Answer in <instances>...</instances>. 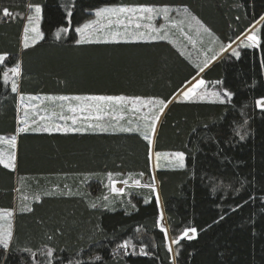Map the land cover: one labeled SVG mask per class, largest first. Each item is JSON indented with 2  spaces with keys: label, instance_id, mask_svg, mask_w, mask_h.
Listing matches in <instances>:
<instances>
[{
  "label": "trees",
  "instance_id": "trees-1",
  "mask_svg": "<svg viewBox=\"0 0 264 264\" xmlns=\"http://www.w3.org/2000/svg\"><path fill=\"white\" fill-rule=\"evenodd\" d=\"M28 3L41 7L42 39L20 49ZM136 5L186 7L224 45L264 16V0H0V54H6L0 66V136L15 135L16 96L2 75L16 64L23 94L169 104L197 72L170 43H76L74 29L92 11ZM5 7L12 16H3ZM63 27L69 28L66 36L60 35ZM256 32L257 46L238 47L239 58L229 53L201 74L206 83L220 82L233 93L230 101H175L160 122L154 152L185 154L184 168L156 171L162 217L171 241L185 228L197 229L189 232L192 239L173 244L174 257L156 226V193L131 189L105 206L98 190L109 173L151 178L146 140L135 133H19L15 169L0 165V210L16 207V190L32 210L16 207L11 251L0 247V264H32L23 249L39 256L45 246L54 255L42 256L44 264H264V110L256 106L264 99V21ZM235 129L246 133L243 140ZM127 238L136 247L117 248Z\"/></svg>",
  "mask_w": 264,
  "mask_h": 264
},
{
  "label": "rangeland",
  "instance_id": "rangeland-1",
  "mask_svg": "<svg viewBox=\"0 0 264 264\" xmlns=\"http://www.w3.org/2000/svg\"><path fill=\"white\" fill-rule=\"evenodd\" d=\"M106 7V6H105ZM156 7H163V6H156ZM170 8H172L174 11L169 13V16L172 17H176L177 19H179L180 17H177V14L175 12L176 9H183L184 7H175V6H168ZM28 10V9H27ZM95 10L92 11L90 13L91 17L89 20H93V19H97L95 17ZM190 13V12H189ZM34 9L31 12H27V14H25L24 18H23V27L22 29L24 30L25 27H28V38H29V47L31 45H33L34 43H32L33 37L36 36V34L34 32L31 31L32 28V24H29L27 21V16L28 15H34ZM109 19L112 21L111 23H109ZM109 19H101L100 20V25H103V27H101L100 25H94L95 28L98 29V31H96L95 33H93V35L90 37L91 42L88 43H79V44H117V43H133V42H153V41H165L170 43L171 45H173L175 47V49H177L179 51V53H183V57L190 62L194 68L197 69L196 65L200 64L205 57H211V55H213L216 51L219 50L220 45L222 44V42L213 34L211 33V36H208L207 34H204L202 38H197L195 35V32L193 30H190L187 25L184 26V33L187 35H191L193 37V39H196L197 43L195 45V47L192 45V43H190L188 41V39H186L185 35H182L180 31H178L175 28H170L169 29V38L165 39V40H161V39H151V36L156 35V33L152 32L151 28L149 27V24L153 25L154 27H158L159 24L164 23L162 17H155V19L153 21H148L147 19H139L137 17H134L133 20L131 22H129L127 20V18L125 17H121V20L123 21V23L117 24L115 23L116 18L115 17H111ZM88 20V21H89ZM40 22H41V17L40 20L38 22V28L40 31ZM87 22V21H86ZM262 21L258 22L257 24H255L251 29H249L243 36H241V39H244V37H246V35L251 34L252 31H256L257 27L260 25ZM140 23L141 27L139 29L136 28V24ZM21 31V36H20V49H24L23 47V39H24V31ZM143 32L144 38H139L138 33ZM41 33V31H40ZM113 33H119L120 35L116 36L115 38H113ZM76 36H78V39H80V36L78 33H76ZM42 39V34L41 37L39 38V40ZM38 41V38H36V42ZM35 42V43H36ZM240 43V41H236V43L232 44V48L237 49L238 48V44ZM78 44V43H77ZM255 47V46H254ZM27 49V48H26ZM231 53L230 51L225 53L223 56L218 57L217 60L213 61L210 65L212 66L214 63H216L217 61H219L221 58H223L225 55ZM3 63H0V66ZM208 67V68H209ZM207 68V69H208ZM205 69V71L207 70ZM198 70V69H197ZM8 71V70H6ZM204 71V72H205ZM203 74V73H201ZM201 74L199 77H197V79L201 78ZM2 78L3 75H2ZM19 78V75L13 76L11 74V72H9V79L15 80V82L17 83ZM188 85V84H187ZM186 85V86H187ZM184 86V87H186ZM184 87L182 88L183 90L179 91V93L177 95H175L171 102H169V104L175 102V101H183V102H210V100H204L201 101L198 98H194L192 100H185L182 97V92L185 91ZM221 86L218 83H205L204 88L201 89V91L207 90V91H213V90H221ZM143 100H148V99H143ZM157 100V99H154ZM42 102V101H41ZM69 104H66V102L64 101H60V102H56L53 104H60L62 108L61 110V115L65 114L67 115L69 113V116L67 118H56L53 119L52 117L48 118L46 116H44L43 114L38 117L39 113L42 111L41 107L43 106V104H32V103H27L21 104V114L19 115L18 112V121L16 122V127L17 130L20 128H27L28 131H35L33 129L36 128H40L41 124L44 123V126H48L51 129L55 130L56 126H60L61 128H68L70 129L69 131H71V129L73 128H79L81 129L80 131H76V134H94L97 132H104L105 129L108 128V130H112L110 131V133L108 134H120V133H144V132H148L152 143H153V138L156 136L157 131L155 130V133H152L150 131V129H146L144 127L145 124L150 123V119H145V117H151L152 115H155L156 113L159 112V106H153V105H148V106H144V105H136L133 106L131 104V102L124 104V103H115V102H94V101H77V100H72L70 99V101H68ZM44 103V102H43ZM97 103H99V107L100 110H97V107L95 105H97ZM210 103H214V102H210ZM218 103V102H216ZM66 104V105H65ZM169 104H167V106L164 108V111L162 113H159V120L156 123V129L157 127L159 128L160 122L163 118V115L167 109V107L169 106ZM45 105V103H44ZM89 105H92V107H89ZM19 108V105H18ZM75 108L76 111H71L70 109ZM97 117H99V119H97ZM51 120H55L53 121L54 124L53 125H48L49 121ZM59 120L61 121V124H59ZM96 125H101V127H95ZM123 128H131V131H121V129ZM39 131H35V133H38ZM18 133V132H17ZM20 134H25L27 133V131L24 132H20ZM59 134H63V135H68V131H61L58 132ZM71 134H74L73 132ZM147 140V139H145ZM7 140H2L0 139V155L3 156L4 160L7 162V158L10 155L11 152H14L11 149V145L6 143ZM148 142V140H147ZM151 143V148H153L154 146ZM150 148V149H151ZM152 150V149H151ZM155 154L157 152H154ZM161 153L160 159L157 160L156 159V155H152L149 152V162H150V170H151V178H146L143 177L141 175H129V174H121V175H116L113 174L112 175V179L116 181L115 187L117 189L119 188H124L125 191L123 193H113L111 192V188H110V181L108 178V174L104 175V179L103 182L101 183V185H98V190L101 191L100 194H102V201L105 204H109L110 202H112L111 200L114 199V202H118L123 200L125 197L129 196V190L131 189H146L151 191V188L145 187L144 185H148V184H153L155 187V193L158 196V183L156 180V171L159 169H167V170H174V169H181L178 166L177 161L175 160V158L173 157V153H166V152H159ZM185 163V161H184ZM140 181V184L137 185L135 184V181ZM123 181H128L127 184L123 183ZM89 182V181H88ZM92 184H95V179H92ZM18 185H21V183H19ZM20 188V187H19ZM96 188V187H95ZM16 202L14 203L17 208H21L23 206L24 203H21L23 200V196L21 195V192L18 190L16 191ZM107 196L108 200L105 201L103 199V197ZM159 197V196H158ZM123 198V199H122ZM160 200V199H159ZM19 202V204H18ZM21 203V204H20ZM159 206H160V212L163 215V211H162V207L160 205L159 202ZM28 207L27 203L26 205H24L22 208ZM1 211V210H0ZM12 212V216L10 218L11 223H13L14 221V217L16 215V213L19 211L14 208V211L12 210H8ZM19 213V212H18ZM165 218V217H164ZM163 217H162V221H161V226L167 229L168 232V249H171L170 253L171 256L174 257V245L171 241L170 235H169V229L166 223V219L165 222L163 221ZM5 220H0V224H4ZM12 228H13V224H12ZM189 236H193L192 234H189ZM42 257V255L38 256V259L40 260V258Z\"/></svg>",
  "mask_w": 264,
  "mask_h": 264
},
{
  "label": "snow or ice",
  "instance_id": "snow-or-ice-1",
  "mask_svg": "<svg viewBox=\"0 0 264 264\" xmlns=\"http://www.w3.org/2000/svg\"><path fill=\"white\" fill-rule=\"evenodd\" d=\"M27 9L29 12L33 11L34 9V15H28L27 16V21L29 24H32V28L31 31L34 32L36 34L35 37H33L32 43L36 42V38H40L41 37V33L39 31L38 28V22L40 20V14H41V7L39 5H33L31 3L27 4ZM3 16L4 17H10L12 16V12L9 10V8L5 7L3 8ZM174 10L168 6H163V7H156V6H146V5H136V6H106V7H100L98 9L95 10V17L97 19H93V20H89L87 22H84L78 26L75 27V32L79 34L80 39L76 41V43H88L91 42L90 37L93 35V33H95L96 31H98L97 28L94 27V25H100V20L101 19H109L111 17H115V23L120 24L123 23V21L121 20V17H125L127 18V20L129 22H131L133 20L134 17H137L139 19H147L148 21H153L155 19V17H162L164 23L159 24L158 27H154L153 25L149 24V27L151 28L152 32L156 33V35L151 36V39H161V40H165L169 38V29L170 28H175L178 31L181 32L182 35L186 36V39H188V41L190 43H192V45L195 47L197 41L196 39H193V37L191 35H187L184 33L183 29L184 26L187 25V27L190 30H193L195 32V35L197 38H202L204 34H207L208 36H211V32L209 31V29L207 27H205L201 21L199 19H197L194 15H191L189 13V10L185 7L182 10L181 9H176L175 12L177 14V17H180L179 19H177L176 17H172L169 16L170 12H173ZM72 16L71 12L67 13V17H68V24L70 26L71 21H70V17ZM261 21H264V16H262ZM112 21L109 19V23H111ZM101 27H103V25H100ZM141 27L140 23L136 24V28L139 29ZM28 27L24 28V39H23V47L26 49L29 47V38H28ZM69 30L68 27H63L62 31L67 32ZM120 35L119 33H113V38H115L116 36ZM144 33L140 32L138 33L139 38H144ZM244 34H242L243 36ZM57 36H59V32H57ZM236 41H240V43L237 45L238 47H254L257 46L260 43V37L257 35L256 31H252L251 34L246 35V37H244V39H241L240 36L236 37ZM236 41H232V43H236ZM232 43H229L228 45H224L221 44L219 47V50L216 51L213 55H211V57H205V59L200 63L197 64V72H196V76L192 77V81H194V83L192 81H188L186 82V84L190 85L187 86L186 90L182 92V97L185 100H192L194 98H198L201 101L204 100H210V102H218L220 104H224L226 103V101H230L232 96L234 95L233 93H231L230 91L226 90V89H221V90H213V91H201V89L204 88L205 85V80L203 78H199L197 79V77L200 76L201 73H204L205 69H207L209 67V65L217 60L218 57L223 56L225 53L227 52H231L232 56H235L237 58H239L240 53L232 48ZM183 55V53H181ZM5 58H6V54H0V63H4L5 62ZM9 72H11V74L13 76L19 75L20 72V65L16 64L14 67H11L8 71H5L3 73V77H4V83L7 84L9 81ZM220 83V82H217ZM11 90L13 92L17 91V85L15 80H12L11 82ZM21 99H23V97H21ZM30 99H36L35 97H31ZM49 99H58V100H68V99H72V100H77V101H94V102H115V103H124L127 104L129 102H131V104L133 106L136 105H144V106H148V105H153V106H159V112L156 113L155 115H152L150 118L149 117H145V119H150V123H147L144 125V127L146 129H150V131L152 133H155L156 130V123L159 120V113H162L164 111V108L167 106L164 100H154V99H148V100H143L140 97H135V98H128V97H124V96H86V97H81V96H74V97H65V96H61V97H49ZM171 102V101H169ZM97 107V110H100L99 107V103H97V105H95ZM256 106L261 108V110H264V99L261 100H257L256 101ZM89 107H92V105H89ZM71 111H76L75 108L70 109ZM63 118V117H62ZM97 119H99V117H97ZM95 127H101V125H96ZM27 128H20L18 131L20 132H24L27 131ZM35 131H51L52 129L48 126H45L43 129L40 128H36L33 129ZM56 131H69L70 129L68 128H61L60 126H56L55 128ZM81 129L79 128H73L71 129V131H80ZM106 130V129H105ZM131 128H123L121 129V131H131ZM236 135H239L240 139L243 140L245 138V134L244 132H241L239 129H235L234 130ZM144 135V138L148 140L149 145H151L152 140L148 134V132H144L142 133ZM0 139H3V137H0ZM15 142H16V137L12 136L10 139H8L6 141V143L15 146ZM151 151V149H150ZM156 159L159 160L161 153L157 152L156 154ZM173 157L175 158V160L178 163V166L180 168H184L185 167V154L183 152H175L172 154ZM15 160V154H11L8 156L7 158V162L4 160L3 156L0 155V164H3V166L5 168H14V163L13 161ZM112 173L108 174V178L110 181V188H111V192L113 193H123L125 191L124 188H119L117 189L115 187L116 181L112 179ZM123 183L127 184L128 181H123ZM135 184L139 185L140 181H135ZM145 187L151 188L153 193H155V187L153 184H148V185H144ZM67 187V186H65ZM215 191V189H213ZM64 195H71L72 193H62ZM39 199V197H37V200ZM103 199L105 201L108 200V197L105 196L103 197ZM251 199V197H250ZM157 205L159 206V197L157 196V200H156ZM245 203H248V201H245ZM92 208L97 207L96 203H91L89 205ZM105 206H107V204H105ZM237 207H242V205H237ZM32 209L30 208H23L22 211H31ZM233 211H235V209H233ZM12 216V212L8 211V210H2L0 211V220H5L4 224H0V247H2L3 250L5 251H11L10 248V242L13 240V228H12V223H11V218ZM221 219H223V217H221ZM161 221H162V214L160 217H158L157 221H156V226L160 228V231L162 233H164V237L165 239H168V232L167 229L161 226ZM197 231L196 228L192 227V228H185L182 233L180 234L179 238L173 237L172 238V243L176 244L179 242V239H184V238H188V239H192L193 236H189V232L195 234ZM49 239H51V237H49ZM136 245L133 244V239L132 238H127L124 239L122 243H120L119 245H117V248L119 249H129V248H135ZM24 252L29 253L32 256H35V253L31 252V249L25 248L23 249ZM116 249H113V252L115 253ZM169 251H171V249H169ZM125 255H127L128 253L125 252ZM140 254H145V249L143 247L140 248ZM40 255L46 257V258H52L54 253H53V249L50 247L45 246L44 248L41 249ZM96 260H102V257L100 256H96L95 257ZM48 264H51V260L48 261ZM68 264H73V261L69 260ZM76 264H80L79 261H76Z\"/></svg>",
  "mask_w": 264,
  "mask_h": 264
},
{
  "label": "crops",
  "instance_id": "crops-1",
  "mask_svg": "<svg viewBox=\"0 0 264 264\" xmlns=\"http://www.w3.org/2000/svg\"><path fill=\"white\" fill-rule=\"evenodd\" d=\"M23 30V29H22ZM22 33V32H21ZM74 33H75V35H76V32H75V30H74ZM66 34H67V32H61L60 33V35H65L66 36ZM76 39H78V36H76ZM41 41V39L39 40V38H38V41L36 42V43H34L33 45H31L30 47H32V46H34V45H36L37 43H39ZM30 47H28V48H30ZM25 49V48H24ZM19 75H20V72H19ZM11 82L12 81H10V88H9V90L11 91V93H13V94H15V96H16V121H15V124H16V122L18 121V112H19V115L21 114V112H20V110H21V104L22 103H24V104H29V103H32V104H43V106L41 107V112L39 113V115H38V117H40L42 114L44 115V116H46V117H48V118H50V117H52L53 119H55L56 120V118H67L68 116H69V113L67 114V115H65V114H63V115H61L60 113H61V110H62V108L63 107H61V105L60 104H53V103H56V102H60L61 100H58V99H55V100H53V99H49V97H61V96H59V95H49V94H45V95H30V94H23V93H21L20 92V88H19V78H18V81H17V83H16V85H17V91L16 92H13L12 90H11ZM192 82H194V81H192ZM187 86H190V85H187ZM187 86L186 87H184V90L187 88ZM183 90V89H182ZM21 97H23V99H21ZM31 97H35L36 99H30ZM65 97H69V98H71V97H74V96H65ZM81 97H86V96H81ZM42 101V102H41ZM64 102H66V104H69V102L68 101H70V99H68V100H63ZM45 103V105H44V103ZM65 104V105H66ZM18 105H19V108H18ZM30 105V104H29ZM55 120H51V121H49V123H48V125H53L54 124V122L53 121H55ZM59 124H61V121L59 120V122H58ZM44 123H42L41 124V127H42V129L45 127L44 125H43ZM17 125V124H16ZM19 130V129H18ZM17 130V127H16V129H15V137H16V142H15V146H12L11 145V149L14 151V152H11L10 153V155L11 154H15V160L13 161V163H14V168H7V169H9V170H14L15 169V167H16V149H17V135L19 134V131ZM158 130V127H157V129H156V131ZM110 131H112V130H108V128L104 131V132H97V133H94V134H108V133H110ZM18 132V133H17ZM58 132H61V131H56V130H51V131H39L38 133H35V131H28L27 130V133L28 134H47V135H57V134H59ZM74 133V134H76L77 132L76 131H68V133L67 134H71V133ZM81 134V133H80ZM135 134H138L139 136H141L144 140H145V138H144V135L142 134V133H135ZM0 137H3V139L2 140H8V139H10L12 136H0ZM156 137V136H155ZM155 137L153 138V143H152V145L154 146V142H155ZM147 141V140H146ZM150 148H151V146H150ZM152 150L150 151L149 150V152H150V154H151V156L154 154L155 155V153H154V147L153 148H151ZM1 166H3V164H0ZM4 167V166H3ZM17 191V190H16ZM17 193V192H16ZM27 199H29L28 197H26ZM24 205H26L25 203L23 204V206ZM28 205V207L27 208H30V204H27ZM22 206V207H23ZM20 208V210H22L23 208ZM15 209H16V207H14ZM14 208L12 209V211H14ZM13 224V223H12Z\"/></svg>",
  "mask_w": 264,
  "mask_h": 264
},
{
  "label": "flooded vegetation",
  "instance_id": "flooded-vegetation-1",
  "mask_svg": "<svg viewBox=\"0 0 264 264\" xmlns=\"http://www.w3.org/2000/svg\"><path fill=\"white\" fill-rule=\"evenodd\" d=\"M36 257H37V259H36ZM44 260H39L38 259V256H32V264H44V262H43ZM46 264H48V262H46ZM52 264V263H51Z\"/></svg>",
  "mask_w": 264,
  "mask_h": 264
},
{
  "label": "water",
  "instance_id": "water-1",
  "mask_svg": "<svg viewBox=\"0 0 264 264\" xmlns=\"http://www.w3.org/2000/svg\"><path fill=\"white\" fill-rule=\"evenodd\" d=\"M162 207V206H161ZM162 211H163V207H162ZM163 213H164V211H163Z\"/></svg>",
  "mask_w": 264,
  "mask_h": 264
},
{
  "label": "bare ground",
  "instance_id": "bare-ground-1",
  "mask_svg": "<svg viewBox=\"0 0 264 264\" xmlns=\"http://www.w3.org/2000/svg\"><path fill=\"white\" fill-rule=\"evenodd\" d=\"M194 83V82H193ZM165 222V220H163Z\"/></svg>",
  "mask_w": 264,
  "mask_h": 264
}]
</instances>
